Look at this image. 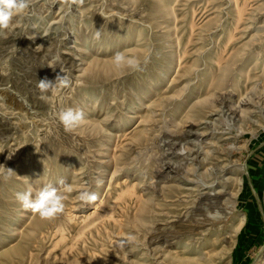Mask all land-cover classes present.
I'll return each mask as SVG.
<instances>
[{
    "label": "rangeland",
    "instance_id": "374dc122",
    "mask_svg": "<svg viewBox=\"0 0 264 264\" xmlns=\"http://www.w3.org/2000/svg\"><path fill=\"white\" fill-rule=\"evenodd\" d=\"M61 178L50 221L15 198ZM0 264H264V0H32L0 30Z\"/></svg>",
    "mask_w": 264,
    "mask_h": 264
},
{
    "label": "clouds",
    "instance_id": "9594fccd",
    "mask_svg": "<svg viewBox=\"0 0 264 264\" xmlns=\"http://www.w3.org/2000/svg\"><path fill=\"white\" fill-rule=\"evenodd\" d=\"M32 0H0V30L8 29L14 17L26 14L30 9ZM100 31H96V38L99 39ZM43 46H37V48ZM148 62L147 57L142 62L139 55L131 51H119L112 57V65L118 72L124 71H143V64ZM71 79L67 74L57 75L55 82L47 78L39 80L37 87L44 92L56 91L57 89L69 88L71 86ZM58 119L63 125L64 129L72 132L80 128L86 121V115L82 109L79 108H66L58 113ZM9 173L13 171L8 169ZM61 188L49 183L42 188L35 191L31 187L27 191L17 192L15 198L20 204L21 208L25 211H30L41 220L50 221L62 214L65 210L64 193H71L73 188L67 184L63 178L58 182ZM77 200L83 204H91L98 200L99 194L87 189L80 190L77 195ZM137 241L134 234H127L126 237L121 238L116 242L118 249H124Z\"/></svg>",
    "mask_w": 264,
    "mask_h": 264
},
{
    "label": "bare ground",
    "instance_id": "6f19581e",
    "mask_svg": "<svg viewBox=\"0 0 264 264\" xmlns=\"http://www.w3.org/2000/svg\"><path fill=\"white\" fill-rule=\"evenodd\" d=\"M118 200H119V199H118ZM116 202H117V201H116ZM116 202H115V203H116ZM109 212H110V211H109ZM105 214H106V213H105ZM106 215H107V216H110L111 214H110V215L106 214ZM105 217H106V216H104V218H105ZM112 219H113V218H112ZM103 220H105V219H103ZM74 221H75V220H74ZM113 221H114V220H113ZM75 222H77V221H75ZM241 222H242V221H241ZM68 232H69V231H68ZM79 235H80V234H79ZM81 236H82V235H81ZM81 236H80V237H81ZM61 237H62V236H61ZM78 238H79V236H78ZM64 239H65V238H64ZM75 241H76V240H75Z\"/></svg>",
    "mask_w": 264,
    "mask_h": 264
}]
</instances>
